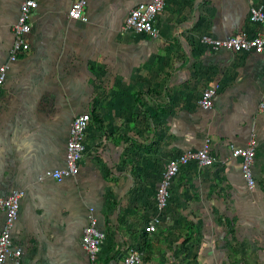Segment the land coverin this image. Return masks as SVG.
Instances as JSON below:
<instances>
[{
	"label": "crops",
	"instance_id": "0c3cea01",
	"mask_svg": "<svg viewBox=\"0 0 264 264\" xmlns=\"http://www.w3.org/2000/svg\"><path fill=\"white\" fill-rule=\"evenodd\" d=\"M36 1L29 51L9 64L22 0H0V66L8 63L0 88V198L24 193L12 230L23 250L19 264H90L82 246L88 208L105 234L95 264H122L126 246L142 241L150 245L143 264H154L148 262L157 254L151 240L156 232L144 230L152 217L143 226L146 208L133 207L135 195L156 192L160 180L151 172L209 140L213 167L183 168V183L173 189L176 203L183 202L181 193L188 203L193 195L206 199L198 195L201 182L203 194L219 193L224 184L249 189L241 161L230 158V145L244 147L254 138V162H264V54L214 51L201 43L204 36L223 40L254 33L249 11L264 7V0H169L154 39L123 30L129 11L151 0H89L87 22L68 17L74 0ZM217 83L222 88L212 108L203 110L202 91ZM83 113L90 114V123L78 175L60 182L46 176L64 168L71 121ZM217 221L172 217L178 232L187 225L184 247L177 240L173 250H158L159 264H209L210 258L220 264L224 253L204 243V232L199 247L189 246V225ZM3 223L0 210V230Z\"/></svg>",
	"mask_w": 264,
	"mask_h": 264
},
{
	"label": "built area",
	"instance_id": "2783aa9c",
	"mask_svg": "<svg viewBox=\"0 0 264 264\" xmlns=\"http://www.w3.org/2000/svg\"><path fill=\"white\" fill-rule=\"evenodd\" d=\"M88 1L74 0L69 8L68 17L71 20L87 22L85 7ZM167 2L168 0H151L150 2L137 4L130 10L123 30L137 35H146L153 39L157 38L159 32L155 23L164 11ZM37 7L38 3L36 0H22L19 6L17 20L12 27L14 40L8 58L9 64L17 61L19 57L29 51L28 37L32 31L30 15ZM249 20L258 28L252 34L248 35L242 32L223 40L204 36L201 38V43L214 51L224 49L234 53L264 54V8L262 6L251 7ZM8 63L0 66V88L5 80ZM221 88L220 83L205 88L201 93L198 102L199 106L203 110L211 109L213 99ZM261 107H263L262 104ZM89 122L90 116L86 113L79 114L73 118L65 148V166L62 169L48 171L46 176L60 182L65 178L75 177L78 174L79 162L85 152L84 138ZM255 155L256 141L254 138H251L244 147L230 145V158L241 161L242 177L249 189H252L255 185L252 173ZM214 163L215 159L211 155L209 140H205L200 148L195 150L187 149L167 161L156 190L155 214L145 226V233L154 234L165 219L168 192L173 180L179 175L180 171L192 164L198 168H211ZM23 195L22 191H13L8 197L0 198V210L4 213V223L0 230V264H5L7 261L19 264L23 254L21 246L14 244L12 240V230L19 215L20 200ZM90 211H93V209L90 208ZM104 238V232L97 228L96 218L89 212L88 224L83 230L82 246L91 261L95 259ZM142 259L143 256L140 250L135 247H129L125 252L122 264H142Z\"/></svg>",
	"mask_w": 264,
	"mask_h": 264
},
{
	"label": "rangeland",
	"instance_id": "374dc122",
	"mask_svg": "<svg viewBox=\"0 0 264 264\" xmlns=\"http://www.w3.org/2000/svg\"><path fill=\"white\" fill-rule=\"evenodd\" d=\"M81 161L79 162V171L80 164L82 163ZM252 169L253 176H255V185L252 189H245L242 187L238 190L235 189L234 185H232L230 188H226L224 187L226 186L224 184L222 186V190L219 193L208 192L203 194L201 182L199 185L200 189L198 195L201 197L206 196V199L199 200L196 198V195H193L194 200L189 201L188 203L184 202L183 193L180 194L181 200L183 201L182 203H176V199H174V187L177 186V183H183L180 182L178 175L173 180V187L171 186L172 189L170 187L168 192V201L164 214V218L166 217V219H164V221L159 225L156 234L151 236V240H154L155 251H157V254L154 258H151L150 262L148 263L159 264L161 258L159 257L158 250H173V248L177 245L173 243V241L175 242L178 240L180 242V248L183 249L184 243L181 235L182 232H184V230L187 228V225H181L182 231L178 232V226L170 224V219L172 217L181 216L184 218H218L217 223H214L213 225H189L188 227L192 229V242L189 246L192 245L191 247L195 249L199 247L201 243H199L200 240L197 241V237L202 235L204 232L205 235L203 237L208 238V243L210 244H208L205 240L204 243L208 245L209 248L214 249L216 253H224L220 264H264V162H254ZM159 171L160 172H151L150 174L153 175L155 179L159 178L160 180L159 176H161L162 172L164 171V167L159 169ZM198 172L199 175L202 174L201 172H206V176H211L208 170H199ZM115 173H122V176H126L128 172ZM214 173H217L219 176L222 174V172ZM136 175L141 176V173ZM205 183L209 184L206 181ZM155 195L156 192L154 190L151 192L135 195V197H138L139 199L137 200V203H134L133 207L136 205V207L141 206L146 208L143 212L144 217L141 219L143 226L145 223L144 221L146 219L148 221L152 217L153 213L155 214ZM215 195H218L219 198H215ZM213 198L216 201L212 200ZM129 202L126 204L127 210H129ZM139 203L141 204L139 205ZM174 206H179V210H176ZM120 208L121 215L128 216V211H125V207L120 206ZM89 212L95 217V210L90 211L88 208V214ZM145 217L146 219H144ZM222 218H226L225 223L221 221ZM208 228L214 230L213 233L207 231ZM148 245V242L145 243L144 241L139 244L131 243L126 246L125 252L127 248L135 247L140 250L142 252V256H144ZM171 255H173V251L171 252ZM88 259L90 264H95L96 256L93 261H91L89 257ZM213 259L215 260L216 258L214 257ZM224 260L225 262H223ZM208 262L209 264H214L211 258L208 260Z\"/></svg>",
	"mask_w": 264,
	"mask_h": 264
},
{
	"label": "bare ground",
	"instance_id": "6f19581e",
	"mask_svg": "<svg viewBox=\"0 0 264 264\" xmlns=\"http://www.w3.org/2000/svg\"><path fill=\"white\" fill-rule=\"evenodd\" d=\"M168 1H169V0H168ZM167 3H168V2H167ZM166 5H167V4H166ZM133 8H134V7H133ZM263 8H264V7H263ZM129 12H130V11H129ZM249 21H250V20H249ZM250 23H251V22H250ZM19 58H20V57H19ZM19 58H18V59H19ZM88 126H89V125H88ZM142 262H143V261H142Z\"/></svg>",
	"mask_w": 264,
	"mask_h": 264
}]
</instances>
